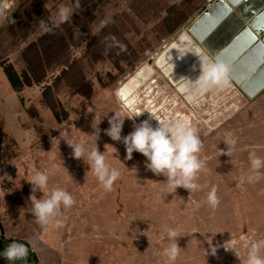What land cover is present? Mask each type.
Returning <instances> with one entry per match:
<instances>
[{"label":"rangeland","instance_id":"obj_1","mask_svg":"<svg viewBox=\"0 0 264 264\" xmlns=\"http://www.w3.org/2000/svg\"><path fill=\"white\" fill-rule=\"evenodd\" d=\"M212 1L0 0V245L27 244L39 264H242L246 245L264 239V169L259 180L246 179L248 153L264 158V90L251 99L240 89L241 96L233 90L213 96L214 88L192 105L164 75L156 78L161 88L142 99L155 101L158 118H176L181 109L201 117L191 126L203 141L206 170L191 194L183 187L169 193L166 177L146 170L142 154L126 160L122 141L103 131L113 112L129 117L122 136L133 130L118 92ZM61 7L69 9L64 21ZM6 68L32 83L17 92ZM216 104L223 108L215 120ZM142 108L149 114L147 104ZM94 118L97 139L89 137ZM230 138L231 157L220 155ZM81 140L120 172L110 191L83 158L72 157L67 142ZM37 170L47 172L49 190L63 188L74 201L62 206L61 223L46 229L30 213L26 180ZM213 186L214 209L206 201ZM169 227L180 236L175 261L163 255ZM211 243L215 255L208 254ZM0 264L22 263L0 257Z\"/></svg>","mask_w":264,"mask_h":264},{"label":"clouds","instance_id":"obj_2","mask_svg":"<svg viewBox=\"0 0 264 264\" xmlns=\"http://www.w3.org/2000/svg\"><path fill=\"white\" fill-rule=\"evenodd\" d=\"M68 13V8H59V20L64 21L67 19ZM0 15H3V13H0ZM41 24L43 26L44 22L42 21ZM191 53L195 54L198 59L200 74L195 81L186 78L187 83L183 87L188 94L187 98L193 99L212 88H223L227 83L228 66L219 59H213L206 54L199 53L198 50L194 49ZM147 112L149 117L139 122H136L134 118L141 113H135L130 117V119H133V130L123 136L121 135L122 127L125 118L129 117L120 112H113V115L108 116L109 126L103 130L104 134L112 141H122L126 160L132 158L133 152L142 154L146 158L144 161L146 170H150L157 176L163 175L166 177L164 183L169 187V193H175L178 187H183L189 190L191 194L200 187L196 182L198 173L206 170L205 161L199 156L203 141L197 129L189 125L184 119L173 118L161 121L152 112ZM152 119L157 121L156 126H153L150 122ZM92 128L93 132L89 137L99 138L101 130L98 124L95 123V118ZM67 143L72 148V157L76 159L83 158L103 185V188L110 191L114 181L120 176V172L106 162L105 152L98 151L97 147H89L87 140ZM224 143L226 149L219 148L220 155L231 157L236 139H226ZM248 161L249 172L246 179L251 183L261 178L260 170L264 169V158L257 155L255 151H250ZM26 181L31 185L28 199L31 206L30 213H32L33 218L45 229L50 224L59 225L61 223L59 217L62 206L63 208H69L74 203L72 195L60 187L49 190L46 171L37 170ZM37 192L42 193L39 198H37ZM216 192L217 189L213 186L206 196L207 204L213 209L218 204ZM196 207H199V203H196ZM165 236L169 243L163 249V255L168 261H175L181 248L178 246L180 236L177 230L171 227L166 229ZM246 248V259L243 260L242 264H264V255L261 254L264 250V239L253 241L247 244ZM226 249L233 250L235 255L240 258V253L234 248ZM216 250V246H213L212 243L209 244L208 254L215 255ZM27 254L28 248L26 245L15 241H12L3 251H0V257L10 262L23 260Z\"/></svg>","mask_w":264,"mask_h":264},{"label":"water","instance_id":"obj_3","mask_svg":"<svg viewBox=\"0 0 264 264\" xmlns=\"http://www.w3.org/2000/svg\"><path fill=\"white\" fill-rule=\"evenodd\" d=\"M189 29L228 66L246 97L252 99L263 91L264 0H213ZM218 31L229 36L225 43L213 37Z\"/></svg>","mask_w":264,"mask_h":264},{"label":"bare ground","instance_id":"obj_4","mask_svg":"<svg viewBox=\"0 0 264 264\" xmlns=\"http://www.w3.org/2000/svg\"><path fill=\"white\" fill-rule=\"evenodd\" d=\"M189 24L182 30H180V32L161 50V52L158 55L156 54L157 56H152L147 65H143L138 71H136L118 92L124 108L130 110L129 112L131 113L129 114L133 116L135 113H141L140 115L135 117L136 120L141 121L149 117V114H144V108H142L144 107V103L147 104V111L152 112L155 116L157 115L158 105L154 104L155 101L150 99L149 101L145 102L142 98L146 97L145 94L148 91L150 93L152 90L154 91L157 88H161V84L156 80L158 76L159 78H161V76L164 75L167 79H169L170 82L177 88V90L185 97L187 102L194 103L192 105H196L199 99L203 98L214 89H209L204 93L195 96L193 99H188V94L184 91L183 86L187 83L186 78L195 81V79L200 74L198 59L195 54L191 53V51H193L194 49L198 50L199 53L206 54L213 59H217L218 56L215 55V52L213 53L209 50V46H207L205 43L200 42L196 37H194L189 29ZM216 35L219 38V44L223 42L225 43L229 39V36H224L222 31H218L213 35V37ZM217 48L218 47H216L215 49ZM178 50L180 55L178 53ZM240 86L241 85H237L234 82V79L228 73L226 85L223 88H217L212 93L214 94L213 96H215L217 95V93L220 94L224 91H226V93H229V90H233L234 92L236 91L235 93H237L238 96H241L240 94H238L237 90L240 89L242 91ZM161 90L164 91L165 89L162 88ZM231 99L233 100L234 98ZM178 100L179 99L176 94L172 102L177 101L176 105H178ZM216 105L217 112L212 113L213 119L219 118L218 111L223 108L220 104ZM202 106L203 105L198 104L199 108H201ZM185 108L187 107L185 106ZM236 109H238V106L236 107ZM185 111L186 110L184 109H181V111H177L176 118L186 120L189 125L201 121V117L196 114H191L190 116L185 117L186 113H183ZM159 119L161 121L165 120L161 118ZM167 119L171 120L172 118L167 117ZM150 122L153 126H156L157 124V121L155 119H152Z\"/></svg>","mask_w":264,"mask_h":264},{"label":"trees","instance_id":"obj_5","mask_svg":"<svg viewBox=\"0 0 264 264\" xmlns=\"http://www.w3.org/2000/svg\"><path fill=\"white\" fill-rule=\"evenodd\" d=\"M6 75L8 77L9 82L11 83L12 87L17 91L21 92L26 85H30L32 83L31 79L26 77L25 79L22 78L13 68H6ZM59 117V116H58ZM12 241H10L11 243ZM29 248L27 258L23 260H18V262L22 264H39V257L37 253L31 248V246L27 245ZM5 245H0V250L4 249Z\"/></svg>","mask_w":264,"mask_h":264}]
</instances>
